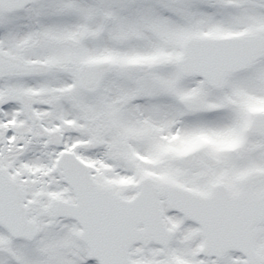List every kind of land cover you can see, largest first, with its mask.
<instances>
[{"label":"rangeland","instance_id":"374dc122","mask_svg":"<svg viewBox=\"0 0 264 264\" xmlns=\"http://www.w3.org/2000/svg\"><path fill=\"white\" fill-rule=\"evenodd\" d=\"M36 10L41 14L40 41H51L46 29H53L56 37H63L56 39V44L72 50L69 62L73 66L79 67L84 60L111 61L114 65L97 93L87 98V114L80 116L89 133L87 141L98 137L103 143L100 151L82 156V161L133 169L135 181L122 186L106 184L114 193L129 197L138 191L145 176L153 177L159 185L167 184L163 183L166 173L168 178L179 177L186 187L189 180L213 178L233 187L246 172L264 170V139L248 133L254 116L264 112V59L228 78L219 91L203 79L183 78L177 65L189 37L243 36L264 30V0H49ZM19 29L17 23L15 30ZM109 50L114 54L103 52ZM166 61L171 64L166 65ZM188 95L202 99V113L184 110L180 100ZM93 98L106 105L112 115L101 113L100 103L98 110L89 107ZM74 109L79 112L77 106ZM71 131L76 133V128ZM192 151L197 154L196 163L189 170L179 164L185 174L182 176L178 159ZM44 183L39 177L33 180L38 190ZM209 183H203L200 194L208 195ZM48 186L60 187L53 177L48 178ZM27 195L29 219L38 224L41 234L30 245L11 242L0 228V264L90 262L77 227L65 220H52L43 196ZM62 195L70 199L68 192ZM176 234L179 244L172 243L167 251L134 249L131 258L210 262L201 257L202 238H198L197 229L183 222ZM256 250L264 259V225L259 228ZM241 261V257L231 255L223 262Z\"/></svg>","mask_w":264,"mask_h":264},{"label":"water","instance_id":"95a60500","mask_svg":"<svg viewBox=\"0 0 264 264\" xmlns=\"http://www.w3.org/2000/svg\"><path fill=\"white\" fill-rule=\"evenodd\" d=\"M42 0H0L1 11L21 9L28 4ZM264 57V32L250 37L237 38H191L186 43L184 57L179 61L182 74L186 77L199 76L208 81L215 89L223 87L225 80L237 73L246 71L257 60ZM107 63L84 66L79 71L81 86L92 92L100 79L109 72ZM182 104L190 111H201L204 107L201 98L189 97ZM249 131L264 135V114H258L252 121ZM194 154L187 155L181 162L189 166L194 162ZM58 168L63 170L65 181L74 189L77 204L72 206L62 202L53 204L57 217H68L77 221L82 227L81 238L91 249L92 255L102 264H131L128 259L129 246L151 240L167 247L168 234L164 231L156 188L149 180L141 184L139 194L131 202H126L109 190L99 188L91 179L87 167L81 166L74 155L64 154L59 159ZM264 184V172L253 173L242 181L243 193L233 197H223L217 207V191L210 199L200 198L178 190L168 189L164 193L174 199L170 201L172 208L200 219L207 214L211 218L232 217L245 229L237 234L236 229L223 228L215 230L206 228L204 233L207 244L204 255L223 257L227 252L242 253L248 264L263 262L254 249V227L264 222V192L254 195L250 190ZM187 197V198H185ZM24 194L20 187L5 177L0 170V225L7 229L13 238L33 240L37 229L27 221L28 213L23 206ZM237 202V203H236ZM236 203V204H235ZM229 204V206H228ZM232 204L234 206L231 208ZM195 205V207H192ZM242 205V208H237ZM217 207L216 209H214ZM129 218L128 232L109 231L115 218ZM146 220L148 229L137 232L140 220ZM159 224L161 226H159ZM159 226V228H157ZM98 227V228H96ZM152 229V230H151ZM119 262V263H116Z\"/></svg>","mask_w":264,"mask_h":264},{"label":"flooded vegetation","instance_id":"af4514ba","mask_svg":"<svg viewBox=\"0 0 264 264\" xmlns=\"http://www.w3.org/2000/svg\"><path fill=\"white\" fill-rule=\"evenodd\" d=\"M48 1L35 3L20 11L0 13V168L21 185L26 193L31 192L33 195L35 193L50 201L62 199L72 202L73 193L63 184L60 174L56 171L59 157L65 152H72L82 160V156L100 151L103 143L98 137H94L92 142L96 141L99 145L96 150H89L87 141L89 133L83 126L82 119L80 120V116L87 114L88 111L87 98L94 95L82 88L78 74L79 67L89 63L88 60H84L86 58L83 57L84 61L81 60L79 67L73 66L69 62L72 50L56 44V39L63 37H56L53 29H46L48 32L46 36L51 34V41L45 39L40 41L38 36L41 29L39 24L41 14L36 9H40ZM17 23L20 24L19 30H15ZM39 64L43 67L37 70L32 67ZM113 70L114 67L111 73ZM94 100L89 107L98 110L100 102ZM75 106L79 108V112L74 109ZM100 108L101 113H105L104 105L101 103ZM55 114H58V120L55 119ZM73 127L76 128V133L71 131ZM88 165L93 179L101 186L115 180L117 173L114 171L124 170V167L121 169L116 165L109 167L104 163ZM38 173L41 174L37 176ZM38 177L45 181L41 186L42 190H38L33 184V180ZM49 177L55 178L60 187L50 188ZM172 180L174 185L184 186L177 178ZM235 184L233 187L227 185L232 194L240 191V181L236 186ZM255 191L259 192L260 188H256ZM66 192L69 193L70 199L63 197L62 193ZM47 193L50 197H47ZM124 198L132 199L130 196ZM161 204L167 228L175 231L180 223L186 222L197 229L198 238H202L199 243L203 246L204 236L200 225L186 220L179 213L169 211L166 198L161 199ZM124 223H127L125 219ZM139 247L142 248L141 246L135 248ZM202 263L246 264V262Z\"/></svg>","mask_w":264,"mask_h":264}]
</instances>
